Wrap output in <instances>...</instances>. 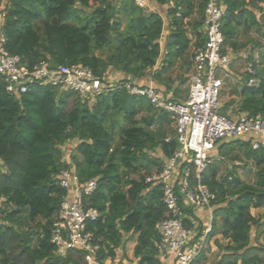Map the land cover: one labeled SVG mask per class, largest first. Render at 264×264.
<instances>
[{
    "label": "trees",
    "instance_id": "obj_1",
    "mask_svg": "<svg viewBox=\"0 0 264 264\" xmlns=\"http://www.w3.org/2000/svg\"><path fill=\"white\" fill-rule=\"evenodd\" d=\"M220 1L225 6L223 47L231 48L234 59L250 50L246 59L256 65L248 43L260 45L252 32L264 37V0ZM151 2L154 9L138 7L134 0H0L3 46L28 67L45 60L52 66L82 64L101 79L110 69L125 79L149 76L165 94L172 90L179 99L183 76L172 87L170 68L177 61L193 65L186 58L191 44L203 46L205 0ZM163 16L168 32L161 44ZM257 72L256 85H247L245 72L239 77L241 86L233 92L237 99L223 103L222 113L231 107L264 112V67ZM172 128L167 113L124 88L107 89L89 104L70 90L39 82L12 94L0 76V264H87L81 249L58 254L50 242L52 222L66 193L58 176L71 165L79 182L96 179L95 190L83 202L98 212L87 224L98 246L97 264L115 261L129 241L134 242L133 264H165L155 227L166 212L161 186L147 183L145 173L155 166L159 170L176 150ZM231 143L252 161L256 178L241 180L236 165L219 174L217 159L210 162L202 176L215 192L209 241L218 250L216 264H264V245L252 242L260 219L250 212L264 207V147L253 149L238 139L218 143L216 152L225 155ZM232 158L241 161L239 155Z\"/></svg>",
    "mask_w": 264,
    "mask_h": 264
},
{
    "label": "built area",
    "instance_id": "obj_2",
    "mask_svg": "<svg viewBox=\"0 0 264 264\" xmlns=\"http://www.w3.org/2000/svg\"><path fill=\"white\" fill-rule=\"evenodd\" d=\"M134 2L138 7H148V0ZM224 14L225 6L220 0H205L202 22L205 41L193 50V72L186 96L174 101L163 97L151 81L128 77L108 83L82 64L52 66L43 60L28 67L20 56L5 50L0 34V76L9 93L19 95L32 83L39 82L70 90L90 104L103 91L120 87L129 94L145 97L156 111L168 114L179 145L172 155L163 159L159 170L145 177L147 183L161 186L166 212L155 227L160 234L157 249L165 264H195L209 243L215 192L202 182V176L217 156V144L241 139L248 141L253 149L264 147V112H221V89L224 80L230 77L234 60L231 48L223 47ZM258 42L264 51V39ZM254 60L256 65L248 63L244 69L245 82L250 86L259 83V61L255 57ZM58 179L66 193L52 222L50 242L58 254L81 249L87 264H97L98 246L87 224L98 217V212L83 202L95 190L96 179L79 182L73 165L61 170ZM185 207L191 211L187 213Z\"/></svg>",
    "mask_w": 264,
    "mask_h": 264
},
{
    "label": "rangeland",
    "instance_id": "obj_3",
    "mask_svg": "<svg viewBox=\"0 0 264 264\" xmlns=\"http://www.w3.org/2000/svg\"><path fill=\"white\" fill-rule=\"evenodd\" d=\"M94 6V3L91 1V7ZM2 5L0 6L1 9ZM262 7L264 9V5L262 4ZM160 8V7H159ZM90 8H88L87 10H89ZM147 9H154V7H152L151 4V0H148V7ZM164 11V10H163ZM165 18V25L167 24V19ZM251 36H256V38H258V40L264 39L263 36H261L260 34H257L255 32L251 33ZM163 37L160 39L161 44L163 43ZM192 42H194V39H192ZM248 48L252 49L251 51L253 52V59L254 57L257 59L258 64L260 67H264V51H262L261 48H259V46L255 45L254 43H248ZM193 50H194V45L191 44L189 52L187 53L186 58L188 57L189 61H192V54H193ZM248 52H250V50H247ZM247 51H240L237 55V57L233 60L231 67H230V77L227 80H224V85L221 89V94H220V103L221 105L231 99H237V96L233 93L235 89H239V87L241 86V82L239 80V77L243 76L244 74V69L246 67V65L250 62H248V60L246 59L247 57ZM189 64H185L184 61H177L174 63V65L170 68V82L169 84L171 86H173L174 82L177 81L178 84V75H182L183 76V80L180 82L179 84V96H181L179 99H181L183 96H186L187 91H188V81H189V77L193 72V65L190 64L189 66L192 65V67L190 68L191 70H189ZM189 71L190 74H189ZM146 78V77H145ZM123 79V78H122ZM152 81H154L152 79ZM155 82V81H154ZM165 88H162V94L164 95L163 97H168L170 98V100H178V99H174V95L171 94V91H169V95H166L164 92ZM167 93V94H168ZM177 96V95H176ZM173 97V98H172ZM184 98V97H183ZM233 108H235V106H233ZM230 113L232 112H236L235 109H229L228 110ZM145 114L141 112L140 115ZM147 114V113H146ZM173 124V123H172ZM173 132L170 130V134L174 135L175 134V130L174 127L172 128ZM117 140V138H116ZM115 140V141H116ZM74 146V142H70L69 145H67V149L65 151V155L64 157L66 159L70 158V151L72 149V147ZM228 148H226V154L222 155L220 153H217V156L214 157L212 159V162H214V160L217 159V166H218V172L219 174H223L225 173L226 168L231 169L233 166H237L236 167V171L238 176L240 177L241 180L246 181V182H254L255 178H256V173H255V166L252 163L251 160H248L245 157V154L243 152V150H240L238 148H234L235 144L231 143L227 146ZM232 148V149H231ZM160 153H157V155ZM161 155V154H160ZM159 155V156H160ZM234 155H239L241 161L239 160H234L232 157ZM245 164V165H244ZM156 169L155 167H152V170L150 172H146L145 175L148 174H152ZM4 170V166L2 164V162L0 161V172ZM257 209V208H255ZM262 217H264V207H262ZM254 232V231H253ZM211 241H213V239H211ZM263 243H260L262 245H264V240H262ZM133 246H134V242L133 241H129L126 243L125 247L123 250L118 252V258L115 261H111V260H106L105 264H118V260L119 258L122 259V264H131L134 261V256H133ZM214 254H210L208 261L211 263L215 260L214 259ZM126 260V263H124L123 261Z\"/></svg>",
    "mask_w": 264,
    "mask_h": 264
},
{
    "label": "crops",
    "instance_id": "obj_4",
    "mask_svg": "<svg viewBox=\"0 0 264 264\" xmlns=\"http://www.w3.org/2000/svg\"><path fill=\"white\" fill-rule=\"evenodd\" d=\"M152 4V7H154L153 3L151 2ZM155 8V7H154ZM162 9L163 7H161V9H159L160 12H162ZM158 10V9H157ZM163 19L165 20L164 16H163ZM168 32L167 28H166V25L164 24V31H163V34L162 36H165L166 33ZM164 38V37H163ZM192 60V59H191ZM156 67V66H155ZM155 69V68H154ZM124 78V75L121 73V72H118V71H115V70H112L110 69L105 77L106 81L108 83H115L116 81L120 80ZM143 82H148V81H151L155 86H157L158 88H160L162 90V88H164L163 86L161 85H158L157 83H155L154 81L151 80V78L148 76L146 78H143L142 80ZM177 85V81L174 82L173 86L172 87H175ZM163 92V91H162ZM168 93V92H167ZM166 95H169V93ZM171 94H172V90H171ZM185 97V96H184ZM183 99V98H181ZM181 99H178V100H181ZM262 208H251L250 212L253 216L257 217L258 219H260V226H259V229L256 230L255 232V229H254V232L252 234V238H253V243L257 242V243H263L262 240H264V217H262L263 215L262 214ZM217 247L216 245L214 244L213 241H209L205 251H204V255H202L200 258H198L195 262V264H216V260L218 259V256H217ZM210 254H214V261L211 263V261L209 262L208 259H209V256ZM134 261L131 263H135L137 260L135 258H133ZM124 263H126V260L123 261Z\"/></svg>",
    "mask_w": 264,
    "mask_h": 264
},
{
    "label": "water",
    "instance_id": "obj_5",
    "mask_svg": "<svg viewBox=\"0 0 264 264\" xmlns=\"http://www.w3.org/2000/svg\"><path fill=\"white\" fill-rule=\"evenodd\" d=\"M177 142V141H176ZM177 145H179V143L177 142Z\"/></svg>",
    "mask_w": 264,
    "mask_h": 264
}]
</instances>
